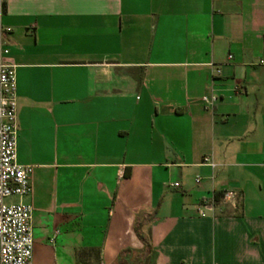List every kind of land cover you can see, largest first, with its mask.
<instances>
[{"label":"crops","instance_id":"0c3cea01","mask_svg":"<svg viewBox=\"0 0 264 264\" xmlns=\"http://www.w3.org/2000/svg\"><path fill=\"white\" fill-rule=\"evenodd\" d=\"M0 4L31 264H264V0Z\"/></svg>","mask_w":264,"mask_h":264},{"label":"built area","instance_id":"2783aa9c","mask_svg":"<svg viewBox=\"0 0 264 264\" xmlns=\"http://www.w3.org/2000/svg\"><path fill=\"white\" fill-rule=\"evenodd\" d=\"M262 46L264 49V40ZM230 59L228 56L227 60ZM257 64L263 65V61L259 60ZM209 68L212 76L219 75L217 68L211 65ZM199 101L202 105L211 107L216 98L210 95L201 97ZM15 111L13 67L0 64V264H31V210L28 205L21 202V199L29 195L30 187L28 168L17 165L15 158L17 136ZM194 183H198L197 178L194 179ZM167 188L177 190L178 184H169ZM10 198H15L17 202L5 203ZM221 200L234 206L235 194L227 191L221 195ZM213 206V199L201 202L196 210L198 216L203 218L204 213L200 210L211 211ZM49 242H52V238Z\"/></svg>","mask_w":264,"mask_h":264},{"label":"rangeland","instance_id":"374dc122","mask_svg":"<svg viewBox=\"0 0 264 264\" xmlns=\"http://www.w3.org/2000/svg\"><path fill=\"white\" fill-rule=\"evenodd\" d=\"M37 254V253H36ZM82 253H76L73 255L72 252H65V251H60L57 252V258L50 261L49 263L45 264H78L79 262H76L75 257H82ZM147 264V262H146Z\"/></svg>","mask_w":264,"mask_h":264},{"label":"trees","instance_id":"16d2710c","mask_svg":"<svg viewBox=\"0 0 264 264\" xmlns=\"http://www.w3.org/2000/svg\"><path fill=\"white\" fill-rule=\"evenodd\" d=\"M221 200V196H214L213 197V203L214 205L218 204ZM134 236L135 238L141 243V245L145 248V252L146 254H149L150 251H149V246H148V241H147V236L145 235H142L141 233L137 232L136 230H134ZM122 254V253H120ZM119 254V256H120Z\"/></svg>","mask_w":264,"mask_h":264}]
</instances>
